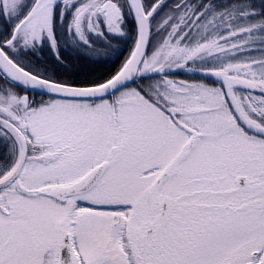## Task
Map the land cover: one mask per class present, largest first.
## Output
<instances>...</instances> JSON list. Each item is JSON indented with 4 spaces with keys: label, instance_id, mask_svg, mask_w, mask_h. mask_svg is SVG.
<instances>
[{
    "label": "snow or ice",
    "instance_id": "snow-or-ice-1",
    "mask_svg": "<svg viewBox=\"0 0 264 264\" xmlns=\"http://www.w3.org/2000/svg\"><path fill=\"white\" fill-rule=\"evenodd\" d=\"M0 264H264V0H0Z\"/></svg>",
    "mask_w": 264,
    "mask_h": 264
},
{
    "label": "trees",
    "instance_id": "trees-1",
    "mask_svg": "<svg viewBox=\"0 0 264 264\" xmlns=\"http://www.w3.org/2000/svg\"><path fill=\"white\" fill-rule=\"evenodd\" d=\"M129 24L131 25L134 23L132 21V18H128ZM132 43V38L129 36L126 39H121L119 41H113L114 44V50H112L109 55L105 56V64L104 65H99V64H93L91 62H75L74 56H71L70 54V49L62 48L63 55L65 57L66 61V66H58L54 62V58L51 57L49 54L43 55L42 60H44L48 66L49 70L55 74L59 75L61 78H66L70 80H75V79H82L85 76H90V77H95L98 75H108L110 72H114L115 69L119 66V64L115 63H110L109 61L111 60L112 57H114L117 54V47L121 45V48L123 50V57L122 60L124 59L125 56H127L129 48ZM125 51V52H124ZM121 60V61H122Z\"/></svg>",
    "mask_w": 264,
    "mask_h": 264
},
{
    "label": "flooded vegetation",
    "instance_id": "flooded-vegetation-1",
    "mask_svg": "<svg viewBox=\"0 0 264 264\" xmlns=\"http://www.w3.org/2000/svg\"><path fill=\"white\" fill-rule=\"evenodd\" d=\"M117 48H118L117 49L118 52H117V54L114 57L111 58V60L109 61L110 63H115V64L116 63L117 64L121 63V60H122V57H123V50L121 48V45H119ZM66 49H70L71 56H74V57L76 56L75 58H73V59H75V62H79V61H83L84 62L85 61V62H91L93 64H99V65H104L105 64V56L89 58V57L84 56L82 54L77 55V54L73 53L71 48H66ZM44 55H46V56L48 55L47 50L45 51ZM41 59H43V58L41 57ZM174 75H176L175 76L176 79H184V80H186V78H189V79L190 78H193V79L197 78V77H189L187 74H185L183 72H176V73H174Z\"/></svg>",
    "mask_w": 264,
    "mask_h": 264
},
{
    "label": "rangeland",
    "instance_id": "rangeland-1",
    "mask_svg": "<svg viewBox=\"0 0 264 264\" xmlns=\"http://www.w3.org/2000/svg\"><path fill=\"white\" fill-rule=\"evenodd\" d=\"M191 79H193V78H190V79L189 78H186V80H191Z\"/></svg>",
    "mask_w": 264,
    "mask_h": 264
}]
</instances>
